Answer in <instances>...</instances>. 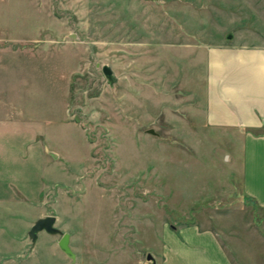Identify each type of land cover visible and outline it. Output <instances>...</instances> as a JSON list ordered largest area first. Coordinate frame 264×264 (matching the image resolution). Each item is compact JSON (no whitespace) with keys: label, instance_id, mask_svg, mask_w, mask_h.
Wrapping results in <instances>:
<instances>
[{"label":"rangeland","instance_id":"1","mask_svg":"<svg viewBox=\"0 0 264 264\" xmlns=\"http://www.w3.org/2000/svg\"><path fill=\"white\" fill-rule=\"evenodd\" d=\"M0 17L41 26L37 42L52 32L9 54L3 85L6 109L39 120L54 152L11 164L25 180L0 205V264H159L163 230L189 223L233 264H264V208L242 189L245 130L206 124L202 102L209 48L264 44V0H0ZM49 214L74 258L60 234L31 242Z\"/></svg>","mask_w":264,"mask_h":264},{"label":"crops","instance_id":"2","mask_svg":"<svg viewBox=\"0 0 264 264\" xmlns=\"http://www.w3.org/2000/svg\"><path fill=\"white\" fill-rule=\"evenodd\" d=\"M5 21L7 23L0 17V205L9 200L10 181L17 182L14 189L21 191L20 182L25 180L19 169L11 164L21 161L32 164L34 160L43 163L47 150L54 153L39 120L17 111L11 115L6 109L10 96L3 85L4 61H10L9 54L25 53L27 44L30 53L36 52V44H52V32L46 31L42 41L37 42L34 34L41 33V26L33 24L27 33L23 20ZM206 67L202 101L205 123L245 130L241 138L242 189L246 197L264 208V44L229 42L215 45L207 51ZM34 138L44 142L37 145ZM36 188L29 191L34 192ZM12 203L21 205L23 202L15 199ZM3 236L0 229V237ZM162 237L159 264H233L214 232L196 224L169 227L163 230Z\"/></svg>","mask_w":264,"mask_h":264},{"label":"water","instance_id":"3","mask_svg":"<svg viewBox=\"0 0 264 264\" xmlns=\"http://www.w3.org/2000/svg\"><path fill=\"white\" fill-rule=\"evenodd\" d=\"M228 38H230V35H228ZM101 70L108 82L112 84L115 81L113 69L109 65L104 64L101 66ZM149 132L154 133L153 130H149ZM55 221L56 216L52 214L37 218L28 230V236L31 239V242L34 243L36 241L38 232L40 231H45L49 234H60L61 237L58 240L59 248L65 254H67L71 258H74L75 254L69 246V234L67 232H62L58 227H56ZM146 258L148 260L153 259L151 254H147Z\"/></svg>","mask_w":264,"mask_h":264}]
</instances>
